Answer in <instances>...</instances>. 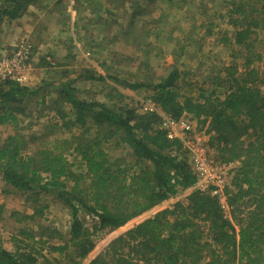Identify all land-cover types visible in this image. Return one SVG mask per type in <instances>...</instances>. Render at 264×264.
<instances>
[{
  "label": "trees",
  "instance_id": "trees-1",
  "mask_svg": "<svg viewBox=\"0 0 264 264\" xmlns=\"http://www.w3.org/2000/svg\"><path fill=\"white\" fill-rule=\"evenodd\" d=\"M36 3L0 0V34ZM257 4L264 7V0L231 4L228 21L234 31L224 41L239 45L243 59L241 65L224 67L210 92L182 93L178 68L156 81L130 82L89 72L73 78L66 70L58 77L48 70L35 85L0 82V124L17 126L34 107L40 114L53 111L55 125L68 132L33 154L23 152L21 133L8 135L0 145V177L29 197L35 191L52 194L71 214L68 241L50 246L66 263L37 247V242H48L47 233L23 228L26 249L18 245L9 250L0 239V264H264V39L256 43L259 31L264 33V9ZM79 78L147 88L151 93L146 97L162 112L175 118L190 114L198 129L210 134L217 160L239 161L226 188L230 215L216 196L195 186L182 139L170 138L158 127L161 113L139 112L117 88L107 101H88L80 96ZM107 144L128 148L129 158L112 157ZM73 155L83 170L75 168ZM186 189L185 200L165 204ZM45 207H34L17 220H33ZM122 228L96 250L99 236ZM54 233L61 236L55 228L48 236Z\"/></svg>",
  "mask_w": 264,
  "mask_h": 264
},
{
  "label": "rangeland",
  "instance_id": "rangeland-1",
  "mask_svg": "<svg viewBox=\"0 0 264 264\" xmlns=\"http://www.w3.org/2000/svg\"><path fill=\"white\" fill-rule=\"evenodd\" d=\"M233 1L239 0H65L70 16L65 20L67 31L63 47L55 45L54 48V45L47 43L33 44L23 34L22 28L20 31V28L7 25L0 34V53L11 52L23 37L29 40L34 58L29 85L39 83L50 70L58 77L66 70L73 78L89 72V75L105 74L136 82L156 81L173 68H178L182 93L196 95L201 89L210 92L217 87L216 76L224 67L234 62L242 63V48L231 40L224 41L225 37L232 39L234 31L228 21V11ZM257 7L264 9L261 4H257ZM43 19L47 23L48 39L56 40V21ZM263 39L264 33L259 31L256 43L263 42ZM262 45L257 48L262 49ZM54 49L57 54H53ZM60 49L65 52L58 57ZM77 85L80 96L88 101H107L108 93L114 96L117 88L124 95L125 103L135 106L138 111L139 100L148 98L146 96L151 93L147 88L133 90L111 79L79 78ZM219 89L218 95H222L223 89ZM35 110L31 107L32 113L21 117L17 126L0 124V145L8 135L19 132L26 143L23 152L33 154L38 149L50 147L56 138L68 135L67 130L58 128L59 124L55 125L53 111L45 110L40 114ZM73 130L80 131L79 127ZM105 147L112 157L129 158L128 148H116L113 144ZM210 153L216 158L215 149L210 148ZM70 159L76 163V169L83 170L74 155ZM185 196L186 191L182 190L165 204L172 205L177 199L185 200ZM43 205H47L43 215L37 213L33 220H17V217L32 214L34 207ZM226 212L230 215V210ZM70 221L71 214L67 207L52 194L35 191L29 197L28 193L13 188L0 177V239L7 249L15 251L18 245L26 249L24 245L28 244V240L20 232L21 229L32 230L33 233L43 231L47 233L43 237L48 242H37V247L43 248V253L48 257L66 263L64 255L51 250L50 246L68 241ZM91 222V218L87 217V225ZM38 226L48 229L39 230ZM54 228L61 236L56 233L55 237L48 236ZM123 229L99 236L96 250L104 249L107 240ZM20 239L24 240L20 242ZM68 251L72 253L71 248ZM84 262L80 260L79 264Z\"/></svg>",
  "mask_w": 264,
  "mask_h": 264
},
{
  "label": "built area",
  "instance_id": "built-area-1",
  "mask_svg": "<svg viewBox=\"0 0 264 264\" xmlns=\"http://www.w3.org/2000/svg\"><path fill=\"white\" fill-rule=\"evenodd\" d=\"M32 51V44L23 37L19 39L11 52L1 53L0 82L14 79L22 84H29V75L34 68ZM138 108L144 113H161L158 127L165 130L168 137L182 139L183 149L187 152V158L196 175L195 186L216 196L225 212L230 210L226 188L231 187V179L239 161L221 162L212 157L208 142L210 134L200 131L196 120L190 114L184 113L181 117L175 118L162 112L151 98L139 100ZM188 190H185L186 193Z\"/></svg>",
  "mask_w": 264,
  "mask_h": 264
},
{
  "label": "crops",
  "instance_id": "crops-1",
  "mask_svg": "<svg viewBox=\"0 0 264 264\" xmlns=\"http://www.w3.org/2000/svg\"><path fill=\"white\" fill-rule=\"evenodd\" d=\"M37 2L38 3L31 5L28 8V11H26V13L21 18L12 23L11 26L20 28V31L22 28L23 34H25L33 44L34 42L36 45H43L40 43H47L49 46L54 45V48L55 45L63 47V38H65V33L67 31L65 20L66 18L68 20L70 16L66 10L68 8L67 5H65V0H37ZM46 15H49L50 17H46ZM43 18H50L51 20L56 21V32H58V38L56 40L48 39L49 32L47 30V23L44 22ZM61 20L63 22H60ZM42 38H44L43 41L45 42L41 40ZM61 50L62 49L59 51L60 54H58V57L64 55L65 51L62 52ZM54 53L57 54L55 49L53 50V54Z\"/></svg>",
  "mask_w": 264,
  "mask_h": 264
}]
</instances>
